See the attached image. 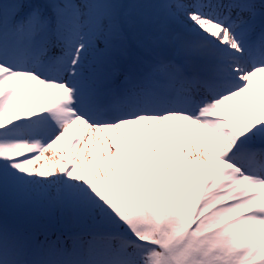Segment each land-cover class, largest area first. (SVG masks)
Masks as SVG:
<instances>
[{
  "label": "snow or ice",
  "instance_id": "6c2138e0",
  "mask_svg": "<svg viewBox=\"0 0 264 264\" xmlns=\"http://www.w3.org/2000/svg\"><path fill=\"white\" fill-rule=\"evenodd\" d=\"M0 264H264V0H0Z\"/></svg>",
  "mask_w": 264,
  "mask_h": 264
},
{
  "label": "trees",
  "instance_id": "16d2710c",
  "mask_svg": "<svg viewBox=\"0 0 264 264\" xmlns=\"http://www.w3.org/2000/svg\"><path fill=\"white\" fill-rule=\"evenodd\" d=\"M40 239L43 240L44 237L41 236ZM51 239H52V240H55V239H56V236H52Z\"/></svg>",
  "mask_w": 264,
  "mask_h": 264
}]
</instances>
